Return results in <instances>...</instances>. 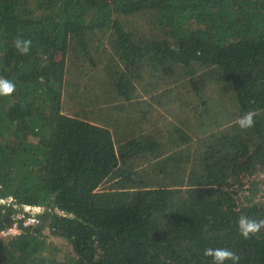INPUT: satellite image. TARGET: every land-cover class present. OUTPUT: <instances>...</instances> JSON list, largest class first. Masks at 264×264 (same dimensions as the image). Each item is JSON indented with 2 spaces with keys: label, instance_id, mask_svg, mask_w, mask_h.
I'll return each instance as SVG.
<instances>
[{
  "label": "trees",
  "instance_id": "16d2710c",
  "mask_svg": "<svg viewBox=\"0 0 264 264\" xmlns=\"http://www.w3.org/2000/svg\"><path fill=\"white\" fill-rule=\"evenodd\" d=\"M0 77V264H264V0H0Z\"/></svg>",
  "mask_w": 264,
  "mask_h": 264
},
{
  "label": "clouds",
  "instance_id": "9594fccd",
  "mask_svg": "<svg viewBox=\"0 0 264 264\" xmlns=\"http://www.w3.org/2000/svg\"><path fill=\"white\" fill-rule=\"evenodd\" d=\"M32 41L29 39L18 38L14 41L16 50L21 55H27L30 52ZM42 79V78H41ZM16 91V85L14 82L0 77V96H11ZM258 112L255 109H250L236 121L241 130H248L255 126V117ZM239 234L244 239H251L252 236L258 234L261 229H264V219H253L247 216H240L238 221ZM203 255L206 258H211V264H226L227 261H231L232 264H239V255L225 248H211L208 247L203 250Z\"/></svg>",
  "mask_w": 264,
  "mask_h": 264
},
{
  "label": "built area",
  "instance_id": "2783aa9c",
  "mask_svg": "<svg viewBox=\"0 0 264 264\" xmlns=\"http://www.w3.org/2000/svg\"><path fill=\"white\" fill-rule=\"evenodd\" d=\"M27 205V208H26V206H25V209L26 210H29V211H31V210H33V211H35V210H37V209H39V206H32V205H28V204H26ZM33 207V208H30V207ZM32 212V211H31ZM19 214L16 216V218L18 219V220H16L11 226H9V227H7V228H5V229H3L2 231H1V235H8V234H15V233H18V232H20V227H19V220L22 218V216H23V213H21V212H18ZM26 220L24 221V223L25 224H27V223H30V222H32V221H34V220H36V216L35 215H29V216H26V218H25Z\"/></svg>",
  "mask_w": 264,
  "mask_h": 264
},
{
  "label": "rangeland",
  "instance_id": "374dc122",
  "mask_svg": "<svg viewBox=\"0 0 264 264\" xmlns=\"http://www.w3.org/2000/svg\"><path fill=\"white\" fill-rule=\"evenodd\" d=\"M25 206H26V208H27V205H25ZM25 206H24V207H25ZM30 208H33V207L31 206ZM26 211H29V210H26ZM31 211H33V210H31Z\"/></svg>",
  "mask_w": 264,
  "mask_h": 264
}]
</instances>
